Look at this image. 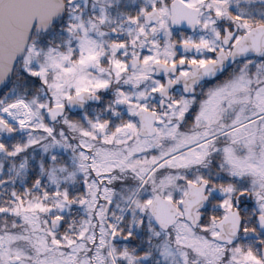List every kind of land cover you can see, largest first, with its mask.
Listing matches in <instances>:
<instances>
[{"label": "snow or ice", "instance_id": "6c2138e0", "mask_svg": "<svg viewBox=\"0 0 264 264\" xmlns=\"http://www.w3.org/2000/svg\"><path fill=\"white\" fill-rule=\"evenodd\" d=\"M0 264H264V0H0Z\"/></svg>", "mask_w": 264, "mask_h": 264}]
</instances>
